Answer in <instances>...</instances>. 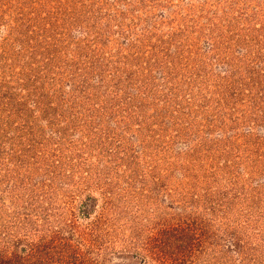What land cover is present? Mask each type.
<instances>
[{
	"label": "rangeland",
	"instance_id": "obj_1",
	"mask_svg": "<svg viewBox=\"0 0 264 264\" xmlns=\"http://www.w3.org/2000/svg\"><path fill=\"white\" fill-rule=\"evenodd\" d=\"M0 264H264V0H0Z\"/></svg>",
	"mask_w": 264,
	"mask_h": 264
}]
</instances>
